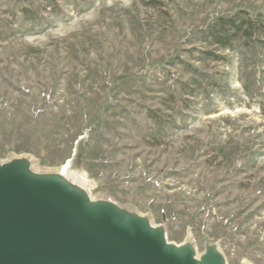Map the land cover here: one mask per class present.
Segmentation results:
<instances>
[{"label": "rangeland", "instance_id": "obj_1", "mask_svg": "<svg viewBox=\"0 0 264 264\" xmlns=\"http://www.w3.org/2000/svg\"><path fill=\"white\" fill-rule=\"evenodd\" d=\"M232 16L254 26L224 48ZM21 157L264 264V0H0V161Z\"/></svg>", "mask_w": 264, "mask_h": 264}, {"label": "water", "instance_id": "obj_2", "mask_svg": "<svg viewBox=\"0 0 264 264\" xmlns=\"http://www.w3.org/2000/svg\"><path fill=\"white\" fill-rule=\"evenodd\" d=\"M175 244L161 225L28 157L0 161V264H228L205 236Z\"/></svg>", "mask_w": 264, "mask_h": 264}, {"label": "trees", "instance_id": "obj_3", "mask_svg": "<svg viewBox=\"0 0 264 264\" xmlns=\"http://www.w3.org/2000/svg\"><path fill=\"white\" fill-rule=\"evenodd\" d=\"M246 23L244 20H240L238 16L219 18L217 23L211 28V36L219 46L224 48L233 47L234 40L243 33L247 35V29H251L254 26L250 19L248 24Z\"/></svg>", "mask_w": 264, "mask_h": 264}]
</instances>
